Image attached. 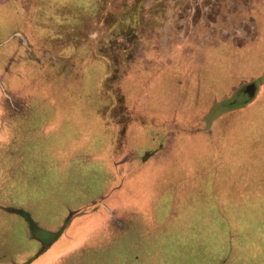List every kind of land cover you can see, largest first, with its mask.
I'll use <instances>...</instances> for the list:
<instances>
[{
    "label": "rangeland",
    "instance_id": "374dc122",
    "mask_svg": "<svg viewBox=\"0 0 264 264\" xmlns=\"http://www.w3.org/2000/svg\"><path fill=\"white\" fill-rule=\"evenodd\" d=\"M46 253L264 264V0H0V264Z\"/></svg>",
    "mask_w": 264,
    "mask_h": 264
},
{
    "label": "crops",
    "instance_id": "0c3cea01",
    "mask_svg": "<svg viewBox=\"0 0 264 264\" xmlns=\"http://www.w3.org/2000/svg\"><path fill=\"white\" fill-rule=\"evenodd\" d=\"M251 11H252V9H251ZM253 12V11H252ZM175 114H176V112H175ZM176 117V116H175ZM219 121H221V119L220 120H218L217 121V123L219 122ZM81 230V229H80ZM77 231H79V230H77ZM59 236V235H58ZM44 255V256H43ZM42 256H40L39 257V259H37V258H34V260L30 263V264H39V260H43V259H46L47 258V253L46 254H43ZM37 262V263H36Z\"/></svg>",
    "mask_w": 264,
    "mask_h": 264
},
{
    "label": "water",
    "instance_id": "95a60500",
    "mask_svg": "<svg viewBox=\"0 0 264 264\" xmlns=\"http://www.w3.org/2000/svg\"><path fill=\"white\" fill-rule=\"evenodd\" d=\"M58 235L59 233L58 234L50 233V240L52 241L53 239L57 238Z\"/></svg>",
    "mask_w": 264,
    "mask_h": 264
}]
</instances>
